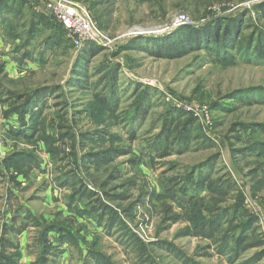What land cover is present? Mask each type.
I'll use <instances>...</instances> for the list:
<instances>
[{
    "label": "rangeland",
    "instance_id": "obj_1",
    "mask_svg": "<svg viewBox=\"0 0 264 264\" xmlns=\"http://www.w3.org/2000/svg\"><path fill=\"white\" fill-rule=\"evenodd\" d=\"M74 1L88 10L106 45H74L44 14L43 0H4L0 6V264H33L37 253L31 227L2 234L3 224L18 216L15 209H27L51 227L53 244L66 243L53 264H83L89 255L136 264L126 234L148 245L156 264H183L169 246L202 264H230L210 239L182 231L219 218L227 226L229 220L248 223L234 264H264V256L252 261L264 250L263 63L235 50L228 62L204 49L154 56L148 52L152 40L134 41L226 16H239L242 33L264 31L258 10L264 0ZM91 47L98 51L90 54ZM25 94L32 95L21 113L16 106ZM111 95L116 100L109 106L101 97ZM144 96L149 105L131 121ZM171 114L178 118L175 134L168 154L160 156L150 147L152 137ZM179 124L190 126L185 135ZM18 152L34 168L10 179L5 162ZM96 153L102 160L92 163L88 157ZM191 173L199 184L183 186L181 178ZM203 176L210 181L201 183ZM7 188L14 192L9 201ZM94 206L115 210L123 224L99 225ZM2 236L13 245L3 248Z\"/></svg>",
    "mask_w": 264,
    "mask_h": 264
},
{
    "label": "trees",
    "instance_id": "obj_2",
    "mask_svg": "<svg viewBox=\"0 0 264 264\" xmlns=\"http://www.w3.org/2000/svg\"><path fill=\"white\" fill-rule=\"evenodd\" d=\"M4 0H0V6ZM22 4L24 1H20ZM258 10H261V12L264 13V4H260ZM32 16H38L40 19H44L43 16L40 14H32ZM39 20V19H38ZM33 23V22H32ZM246 28L242 23H240L239 16L237 17H229L226 16L223 18L215 19L211 22H206L204 25L200 26V28H194L192 26H184L180 29H177L175 31L170 32L169 34H166L164 38H147L145 36H138L134 39V41L139 40H147V41H153L152 47L149 48L148 52L152 53L154 56H161L166 55L168 57L178 56L182 55L186 52L190 51H196L204 49L208 52V56L211 57L214 60H225V61H231L232 60V50H235L236 52H239L241 57L243 59H247L248 61H252V59H256V61L263 63L264 65V31H261L260 29L254 28L248 33H245L241 30ZM31 31V30H30ZM179 37L180 39L175 41V43L172 41V38ZM160 39H164L165 42H160ZM85 46H88L89 44L84 42ZM175 44V45H174ZM89 51H92L90 54H93L94 52L98 51L97 48L91 47ZM84 53V52H83ZM212 55L214 57H212ZM259 93L262 92L264 97V91H258ZM32 95V94H31ZM30 94H25L22 96L24 98V101L21 105L16 106L18 110L21 113H25L27 106L30 102ZM34 96H37L36 98H40L41 95L43 96L44 93H36L33 94ZM110 97V98H109ZM105 97L102 96L101 99L105 102L106 105L111 106L114 103L113 95ZM261 97L260 101L264 102V98ZM145 101V104H144ZM259 101V100H258ZM146 105H149V102L147 100V96H144L142 103H140V106L137 108L135 112L131 113V121L137 120L141 117V115L144 113ZM16 108V109H17ZM176 115L171 114L168 119L164 118L163 126L161 127L160 131L152 137V143L150 147L153 149H156L157 152L155 154L164 156L167 155L169 152V143H170V137H172L175 134V128L176 122L178 118L175 117ZM125 121V120H124ZM190 129V126H186L185 124H179L178 125V133L184 134L185 132ZM99 134H97L98 136ZM27 136V135H25ZM96 135L92 136L91 138H94ZM186 137V136H185ZM182 143H186L185 138H179ZM172 146L175 144V142L171 143ZM174 147V146H173ZM161 149V150H160ZM168 149V151H167ZM174 149V148H172ZM160 150V152H158ZM172 151V150H171ZM26 153L24 152H18V154H15L14 156H11L8 158V160L12 159L11 162L8 164L5 162V172L7 170L9 171V177L10 179L16 178L18 174H22L23 176H27L30 170L34 168L30 164V160L25 156ZM102 153H96L94 155H91L88 157L89 161H92V163H97L102 160ZM17 156V157H16ZM25 163L26 166H21L19 163ZM195 171V170H194ZM210 181V179H207L206 176H203V178L200 180L201 183L205 181ZM212 182L214 179H211ZM172 181V180H171ZM181 181L183 183V186L188 185H194L195 182L198 183V179L193 180V173L189 174L185 179L181 178ZM199 184V183H198ZM7 195H6V201H9L14 194V192L7 188ZM175 190V189H174ZM181 190V189H180ZM5 202V201H4ZM8 207H10V204L5 202ZM17 208V207H16ZM93 210H97L98 216L96 217V221L99 223V225H106L108 227H112L115 225H122V220L119 218L118 213L115 210H110V214L106 212V208L102 209V206H94L92 208ZM239 210V208H238ZM24 213L21 214L18 209H15L14 212H17L18 216H13L12 223H4L2 226V234L6 233H12L13 234H20L22 231H24L27 228H32V230L36 232L33 241V245H37V253L35 254V260L33 264H53V257L56 255V253H59L62 250V246L66 243L59 241L56 244H53L51 240L48 238V232L52 229L51 227H44L41 225L39 220L27 209H24ZM219 214H217V213ZM213 215H218L220 217L221 215H227V212L225 210L218 211V210H212ZM217 216H213L212 219H215ZM21 219L20 222L16 225V221L18 219ZM252 221V220H251ZM250 221V222H251ZM232 220H229L228 223H230L229 226L223 223V218H219L217 220H210L209 222H206L204 224H200L199 222H196L193 224V228L186 227L183 229L184 235H198L203 238H208L212 241L215 247V250L217 251L219 255H227L228 262L230 264H234L236 261V258L239 256L240 249L238 248V245L241 243L242 236L241 234L245 233L246 229L248 228V223L244 222L243 225L241 224H235L231 225ZM249 222V223H250ZM223 224V225H222ZM125 229V226H123ZM195 228V229H194ZM50 229V230H49ZM238 229V232L236 230ZM236 233H240L236 235ZM128 235L130 238L129 241L131 242V251L135 257L139 260L136 262V264L145 263V264H156L154 263V257L152 258L149 256L147 251V246L144 242H142L137 236ZM236 235V236H235ZM1 242L3 245V248L7 246H12V242L9 238H5L2 236ZM126 243V241L124 240ZM231 244L233 246H231ZM158 245V244H157ZM160 246V245H158ZM161 247V246H160ZM210 245H206V249L209 248ZM169 250L173 253H175L178 257H180L183 264H202L190 256H186L184 253L182 256H179L180 253L175 248L168 247ZM264 256V250L259 252L258 254H255L252 257L253 263H257L261 257ZM4 256L0 257V260H3ZM83 264H110L107 262V260H104L102 257L99 256H86L83 260ZM112 264V263H111Z\"/></svg>",
    "mask_w": 264,
    "mask_h": 264
},
{
    "label": "built area",
    "instance_id": "obj_3",
    "mask_svg": "<svg viewBox=\"0 0 264 264\" xmlns=\"http://www.w3.org/2000/svg\"><path fill=\"white\" fill-rule=\"evenodd\" d=\"M43 4L44 14L53 16L61 24L74 45H81L83 42L100 46L107 44V37L100 31L88 10L80 2L43 0ZM178 19H184V15H180Z\"/></svg>",
    "mask_w": 264,
    "mask_h": 264
}]
</instances>
